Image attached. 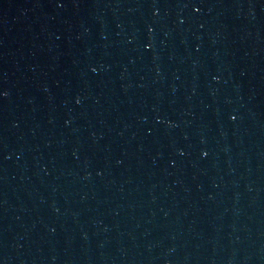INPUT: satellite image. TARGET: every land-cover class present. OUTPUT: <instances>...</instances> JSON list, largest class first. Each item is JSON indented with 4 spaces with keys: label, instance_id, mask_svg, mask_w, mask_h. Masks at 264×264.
Wrapping results in <instances>:
<instances>
[{
    "label": "water",
    "instance_id": "water-1",
    "mask_svg": "<svg viewBox=\"0 0 264 264\" xmlns=\"http://www.w3.org/2000/svg\"><path fill=\"white\" fill-rule=\"evenodd\" d=\"M0 264H264V0H0Z\"/></svg>",
    "mask_w": 264,
    "mask_h": 264
}]
</instances>
